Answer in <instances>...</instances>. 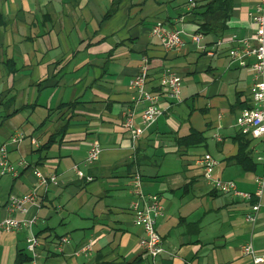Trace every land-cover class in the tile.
<instances>
[{"label": "crops", "instance_id": "obj_1", "mask_svg": "<svg viewBox=\"0 0 264 264\" xmlns=\"http://www.w3.org/2000/svg\"><path fill=\"white\" fill-rule=\"evenodd\" d=\"M192 1L0 0V145L22 132L24 141L10 146L12 162L25 158L59 180L39 190L36 264H152L130 209L135 172L142 174L145 195L158 196L164 206L156 222L166 250L161 264H252L240 251L247 240L264 253V195L256 223H248L255 198L220 193L198 162L211 154L219 161L214 176L255 192L253 179L263 167L252 155V171L234 160L237 123L252 105L253 80L229 53L253 34L250 13L259 0H232L227 28L204 34L205 51L191 39L202 22L195 8L201 0L194 7ZM154 26L181 30L183 47L166 49L152 35ZM143 55L149 57L147 88L161 94L165 112L133 140L123 123L134 110L140 124L145 104L136 105L130 83ZM166 69L182 77L180 101L159 86ZM94 139L103 152L88 165ZM250 140L251 152L259 141ZM36 182L31 171L0 175V221L9 194L28 193ZM28 234L0 229V264H33ZM88 240L92 252L76 255Z\"/></svg>", "mask_w": 264, "mask_h": 264}, {"label": "built area", "instance_id": "obj_2", "mask_svg": "<svg viewBox=\"0 0 264 264\" xmlns=\"http://www.w3.org/2000/svg\"><path fill=\"white\" fill-rule=\"evenodd\" d=\"M191 6L195 3L192 1ZM251 21L254 25V32L251 36L243 37L230 49V62L237 63L251 72L253 88L251 94L252 105L242 109L238 119V129L240 133L252 140H258L259 144L252 149V157L263 167L260 175L254 177L256 184L255 192L243 191L238 188L233 179H223L214 176V172L219 161L211 154H204L199 159V164L203 169V178L206 179L214 189L220 193L227 194L233 199L255 202L250 205L249 211L245 214V221L256 223L258 212L262 206L264 195V0H259L255 10L250 13ZM181 30H164L160 26L152 28V35L159 38L162 45L169 50H179L184 45ZM192 42L201 51L206 50L204 34L196 32L191 35ZM232 42V41H231ZM218 44H221L219 41ZM149 74V57L143 55L138 65V70L132 78L130 87L136 96V105L145 104L141 113L140 124L134 119V110L126 112L124 116V126L131 132L133 140L138 139L142 133L156 123L158 118L164 114L165 108L162 104V97L159 92H151L147 88ZM181 75L172 70L166 69L159 79V86L165 90L167 95L176 102L180 101ZM25 135L17 132L7 141L0 145V175L18 177L24 171H31L37 178L34 188L25 194L10 193L7 203V216L0 221V229L5 233H17L22 230L29 231L26 238V249L31 254L33 264H36L39 238L35 234L33 227L38 221V210L41 207L39 202V190H47L59 183L57 175L46 174L40 168L31 165L25 158H20L12 162L10 158V146H19L24 141ZM217 140L221 137L216 135ZM103 152L100 142L94 139L88 150L85 163L90 165L96 162ZM74 171L81 175L79 167L75 165ZM91 180L90 177H88ZM130 194L132 196L130 209L133 214L134 224L142 230L139 238V245L142 252L151 258L152 264H161L160 256L166 251L164 241L156 229L158 218L164 215V206L158 196L147 197L143 190V178L140 172L132 174L130 179ZM30 208H35L36 212L30 216H25ZM24 215V216H23ZM66 240V239H64ZM93 250L92 240H88L80 246L75 254L88 255ZM242 255L249 256L252 264H264V253L257 252L251 240L244 241L240 245Z\"/></svg>", "mask_w": 264, "mask_h": 264}, {"label": "trees", "instance_id": "obj_3", "mask_svg": "<svg viewBox=\"0 0 264 264\" xmlns=\"http://www.w3.org/2000/svg\"><path fill=\"white\" fill-rule=\"evenodd\" d=\"M197 1L198 0H196V2L194 1L195 6ZM231 2L232 0H201V5L195 7L201 10L200 15L202 22L199 24L198 31L205 35L223 32L227 28V22L231 15ZM115 6L106 16L110 15ZM236 141L238 142L239 148L234 160L240 164L244 170L252 171L255 164L251 157L252 150L250 152L248 149L251 140L241 133L236 138ZM19 258L24 259L21 254L18 256V260Z\"/></svg>", "mask_w": 264, "mask_h": 264}]
</instances>
